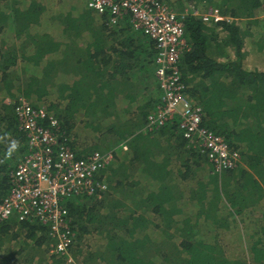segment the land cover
I'll return each instance as SVG.
<instances>
[{
	"label": "trees",
	"instance_id": "16d2710c",
	"mask_svg": "<svg viewBox=\"0 0 264 264\" xmlns=\"http://www.w3.org/2000/svg\"><path fill=\"white\" fill-rule=\"evenodd\" d=\"M168 1L178 14L195 6L200 12L218 9L224 17L213 24L191 13L184 18L188 47L180 67L188 96L204 110L202 126L225 139L239 157L238 168L221 175L208 168L201 176L202 163L212 165L188 144L178 120L142 133L151 105L144 103V91L134 80L138 45L131 35L140 31L131 32L126 20L111 28L107 16L94 14L85 1L78 16L58 19L62 33L54 37L33 32L46 9L37 0L25 9L16 0H0V34L12 27L16 39H0V201L28 151L15 112L23 97L59 120L78 157L116 149L113 162L100 174L108 183L104 198H74L65 204L75 233L69 250L80 264H264V215L261 221L253 217L264 199V71L246 65L248 40L260 51L254 54L257 59L264 55V20L258 16L264 15V0ZM253 28H260V34ZM126 29L129 40L118 42L121 50L108 56L103 34L122 37ZM157 54L156 49L145 59L156 64ZM29 68L37 72L27 76ZM138 93L143 100L139 106ZM78 122L96 132L91 133L93 142L91 135L80 136L84 131ZM98 133L114 136L116 143H96ZM194 180L197 187L188 188ZM222 233L231 239V251L243 253L245 260L227 257ZM92 234L104 244L85 252ZM13 241L20 248L7 254L16 247ZM28 243L32 252H50L37 264H71L67 256L52 253L55 240L47 226L16 217L0 224V264H29L35 254L20 261Z\"/></svg>",
	"mask_w": 264,
	"mask_h": 264
},
{
	"label": "built area",
	"instance_id": "2783aa9c",
	"mask_svg": "<svg viewBox=\"0 0 264 264\" xmlns=\"http://www.w3.org/2000/svg\"><path fill=\"white\" fill-rule=\"evenodd\" d=\"M109 26L128 20L135 31L144 33L156 44V78L161 97L150 112L145 131L156 132L174 120L192 148L204 155L214 173L221 175L239 166V157L231 152L225 139L202 126L204 111L187 93L180 67L185 39L184 18L189 14L206 24L224 20L218 9L200 12L195 6L183 14L162 0H85ZM20 128L27 134L28 151L11 173V189L0 201V224L16 217L19 222L38 221L54 238L52 253L68 257L75 233L66 202L74 198L102 200L108 191L100 174L114 160V151H94L78 157L70 147V138L59 120L45 107H34L21 97L15 106ZM70 248V250H69Z\"/></svg>",
	"mask_w": 264,
	"mask_h": 264
},
{
	"label": "rangeland",
	"instance_id": "374dc122",
	"mask_svg": "<svg viewBox=\"0 0 264 264\" xmlns=\"http://www.w3.org/2000/svg\"><path fill=\"white\" fill-rule=\"evenodd\" d=\"M40 4H42L43 6H45V13L42 16V22L41 25L35 26L33 29L34 33H41V32H47L49 34H51L54 37H58L61 33H62V27L60 26L61 23L59 22L58 19H60L61 16H65V15H69V14H79L80 12L83 11V9L85 8V6L83 3H85L84 0H37ZM168 1V0H167ZM166 1V2H167ZM31 0H16V3H19V6L23 9H25L26 7L29 6ZM169 2V1H168ZM174 4H177V1L174 2ZM180 14V13H179ZM262 12L258 13V16L260 17L261 21L264 20V15H262ZM12 28V27H11ZM11 28H8V30L6 32H4L3 34H0V39H6V40H10L11 37H13L14 32ZM257 28H253V31H255ZM134 32V31H133ZM260 34V28L257 29L256 31V35ZM262 37H257L256 38V44L258 45L259 42L262 41ZM16 41V39H15ZM128 40H124V42H127ZM253 40H248L246 48H248L250 50V57L253 58L254 60H256V63L253 65V60L251 61L253 66H250L251 68L258 67V68H264V55H259L258 59L257 56L254 55L255 53L253 52ZM256 48H258V46H256ZM33 71V72H32ZM37 72L34 68H29L28 73L26 74L31 75L33 73ZM153 95V94H152ZM161 97V93L160 91L157 94H154L153 99L158 101V99ZM125 106L126 103H124ZM133 108V107H132ZM132 111H135L134 109H132ZM204 111V110H203ZM78 124L81 126L82 130L84 131L83 133H79L80 136L83 138L85 137L87 134L88 136L91 135V133H96L94 131H89L87 130L84 125L81 122H78ZM146 126V125H145ZM145 126L144 128H142V133L147 134L148 132L145 131ZM101 138L100 139H96L95 142L99 143L100 145L103 144H110L111 146L113 144H115L116 142V138L114 136L108 137L106 135H103V133H98ZM94 138H91V141L93 142ZM118 150V148H117ZM112 151H116V149H113ZM111 151V152H112ZM125 151V150H124ZM110 152V151H109ZM209 170L211 169L210 165H208V163H202V170L200 172L201 176H204V170ZM256 178L259 179V177L256 175ZM197 181L198 180H194V181H190L187 183L188 188H193V187H197ZM203 181H207L209 182L210 180H203ZM187 191H185L186 193ZM96 199V198H95ZM98 200V199H96ZM192 210V206H189L188 211ZM255 214H258V212H256ZM264 215V213L262 212V216ZM244 228H247L246 226H243ZM238 240L241 242V236L238 234L237 235ZM100 239H102L101 237H99L97 234H92L91 236H89L84 244L85 247V252L93 250L94 248L98 247L99 245H103L104 241L100 242ZM103 240V239H102ZM16 244V247H14L13 249H11L13 247V245L10 248H4L2 252L6 251L7 249H11L10 252H8L7 254L13 252L14 250H19L20 247H17L18 242L17 241H13ZM28 247L27 250L22 254L20 261L21 260H25L31 259V256L35 254V257L33 258V260H31V262L29 264H37L40 261L41 257H45L48 258L50 256V252L49 254H44L43 250L42 251H38L35 250L34 252H32L31 250V243H28ZM240 251H242V247L239 248ZM226 255L228 258L230 253L235 254L231 251V248L229 245H226ZM44 258V259H45ZM74 258V257H73ZM43 259V260H44ZM232 259V258H230ZM245 260V256L243 253H237L236 254V260ZM235 260V259H234ZM42 262V261H41ZM71 264H80L75 258L73 259V261L71 262ZM102 264V263H101Z\"/></svg>",
	"mask_w": 264,
	"mask_h": 264
},
{
	"label": "crops",
	"instance_id": "0c3cea01",
	"mask_svg": "<svg viewBox=\"0 0 264 264\" xmlns=\"http://www.w3.org/2000/svg\"><path fill=\"white\" fill-rule=\"evenodd\" d=\"M94 14H95V11H94ZM71 15L76 17L79 14H72L71 13ZM96 20L98 21L99 17L96 16ZM123 22H125V21H123ZM127 22L130 24V22L128 20H126V23ZM129 27H131L133 29L132 26H129ZM125 28H127V27H125ZM133 31H134V29L131 32H133ZM127 33L130 34L128 32V30L126 29L124 31L123 35L120 34L122 37H120V36L109 37L108 34H106V33L103 34L104 40H106V44L104 45L103 50L105 51V53L108 56H111L112 54H114V51H116V50H118V51L121 50L120 43H119V45H117V44H118V42H123L126 39L129 40L130 37H127V35H125ZM131 34H133V33H131ZM131 36H133V38L137 42L135 45H138V65H136V64L134 65L135 66L134 73L136 74L137 71H138V74L134 77V80L136 81L138 79V88H139V86H141V88L144 91V95H145L144 103H148L149 102V104L151 105L150 111H152L153 106L158 102V101L153 99L154 94H157L160 90H159V87H155V83L157 84V80H156V64L153 61L152 62L151 61L149 62V60L147 61L145 59V57L147 55L149 56L152 51L155 52L156 48L154 49V46L152 45V43H154V42L152 40H150L147 36L141 34L140 32L134 33V35H131ZM122 38H124V40H122ZM84 39L87 42L91 41L89 35L85 36ZM9 41L10 42H14L15 41V36L13 35V37H11ZM114 41H116V43L111 48L110 45ZM247 42H246V45H247ZM152 49H154V50H152ZM246 51L248 53V56H247V59H246L247 60V64L246 65H248L249 68L253 70L254 68H251L250 66H253L256 63V60H254L253 58L250 57V50L248 48H246ZM253 52L254 53H258L260 51L258 49H256L255 51L253 50ZM144 60H145V63L143 64ZM252 60H253V65H251L252 64V62H251ZM260 70L264 71V68H262ZM110 71H111V68H110ZM76 74L79 75L80 79H79V77H77V78H78V82H80L82 80V75H81L82 73L80 72L79 69H78V72ZM138 92H139V90H138ZM125 102H126V105L129 104L124 99V102L122 101V103H125ZM142 102H143V100L139 96V93H138V106ZM135 107H136V105L134 104V107H133L134 110H136ZM91 138H93L92 135H91ZM89 143H90V141H89ZM122 152L125 153L126 151L123 150ZM258 210H259V212H258V214L256 216H255V214L253 212V217L256 218V219H259L261 221L262 220V212L264 213V199L262 201H260L259 205L254 209V211H258ZM221 240H222V244H224L225 246L226 245L231 246V242H232L231 239L227 235H225L224 233H222ZM229 257L232 258V259H236V254L230 253Z\"/></svg>",
	"mask_w": 264,
	"mask_h": 264
},
{
	"label": "clouds",
	"instance_id": "9594fccd",
	"mask_svg": "<svg viewBox=\"0 0 264 264\" xmlns=\"http://www.w3.org/2000/svg\"><path fill=\"white\" fill-rule=\"evenodd\" d=\"M14 147H15V145H14ZM201 154V153H200ZM202 155V154H201ZM204 156V155H203ZM205 157V156H204ZM211 168H212V166H211ZM236 170V169H235ZM231 171H234V170H231Z\"/></svg>",
	"mask_w": 264,
	"mask_h": 264
}]
</instances>
